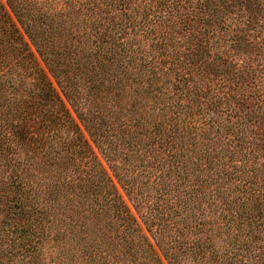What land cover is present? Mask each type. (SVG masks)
Listing matches in <instances>:
<instances>
[{
	"label": "trees",
	"instance_id": "1",
	"mask_svg": "<svg viewBox=\"0 0 264 264\" xmlns=\"http://www.w3.org/2000/svg\"><path fill=\"white\" fill-rule=\"evenodd\" d=\"M0 264H264V0H0Z\"/></svg>",
	"mask_w": 264,
	"mask_h": 264
}]
</instances>
